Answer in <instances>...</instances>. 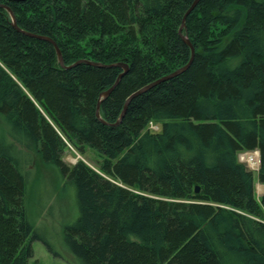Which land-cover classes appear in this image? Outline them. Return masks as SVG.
Masks as SVG:
<instances>
[{
	"label": "trees",
	"instance_id": "16d2710c",
	"mask_svg": "<svg viewBox=\"0 0 264 264\" xmlns=\"http://www.w3.org/2000/svg\"><path fill=\"white\" fill-rule=\"evenodd\" d=\"M193 2L0 0L19 29L0 7V264L33 257L34 154L74 190L64 240L77 264H264V194L237 160L257 150L264 186V0H199L182 30L187 69L118 121L132 93L188 64L178 29ZM24 32L54 41L65 67L103 66L62 67ZM68 144L100 156L104 175L67 165Z\"/></svg>",
	"mask_w": 264,
	"mask_h": 264
},
{
	"label": "rangeland",
	"instance_id": "374dc122",
	"mask_svg": "<svg viewBox=\"0 0 264 264\" xmlns=\"http://www.w3.org/2000/svg\"><path fill=\"white\" fill-rule=\"evenodd\" d=\"M2 127L0 118V128ZM150 129L157 131L159 125L151 123ZM62 160L67 165H73L81 160L97 173L104 175L99 169L102 158L89 148L81 154L68 144ZM237 160L253 171L255 197L259 201L264 194V186L256 178L258 167L250 168L246 162L240 161L238 156ZM28 169L31 183L26 205L33 233L38 237L31 242L33 257L29 264H77V258L64 240L65 228L71 225L78 215L74 190L64 187L58 170L54 166L43 164L36 154L33 155ZM114 182L119 184L117 181ZM262 220L264 222V219Z\"/></svg>",
	"mask_w": 264,
	"mask_h": 264
},
{
	"label": "water",
	"instance_id": "95a60500",
	"mask_svg": "<svg viewBox=\"0 0 264 264\" xmlns=\"http://www.w3.org/2000/svg\"><path fill=\"white\" fill-rule=\"evenodd\" d=\"M8 1H9V0H8ZM10 1H23V0H10ZM198 1H199V0H194V2L192 3V5L190 6V8L186 11V13L184 14V16H183V18H182L181 25H180V27H179V29H178V33H179L181 39L184 41V43H185L186 45H188V46L190 47V50H191V57H190V60H189L188 64L185 65V66H183V67H181V68H179V69H176L175 71L171 72L170 74H168V75H166V76H163V77H161L160 79H158V80H156V81H154V82H152V83H150V84H148V85L143 86V87L140 88L139 90H137V91H135L134 93H132V94L126 99V101H125V103H124V106H123V110H122V112H121V114H120V117H119L118 121L121 119L122 115L124 114V111H125V109H126L127 104L129 103V101H130L133 97H135V96H137V95H139V94L145 92L146 90H148V89L151 88L152 86H154V85H156V84H158V83H160V82H162V81H166V80H168V79H171V78H173V77H175V76L181 74V73L184 72V71L187 69V67L189 66V64H190L191 61H192L193 55H194V48H193V46L190 44V42L188 41V39L186 38V36H184V35L182 34V30L185 28V20H186L187 15H188V14L190 13V11L194 8V6L197 4ZM0 7L4 8V9L8 12V14H9V16H10V18H11V23H12L13 27H14L16 30L19 31V29H18L17 26H16L15 18H14V15H13V12L11 11V9H10L8 6L4 5V4H0ZM24 33H25V32H24ZM25 34H26V35H29V36H31V37L37 38V39H42V40L48 41L49 43H51V44L53 45L54 49H55V52H56V55H57L58 63L60 64V66L65 67L64 64H63V60H62V56H61V52H60L59 48L57 47V45H56V43H55L54 41H52L51 39H49V38H47V37H44V36L34 35V34H30V33H25ZM82 63H84V64H89V65H94V66H103V65L98 64V63L90 62V61H88V60H78V61H76L75 63H73V64H71V65H69V66H66L65 68H71V67L77 66V65L82 64ZM116 65L119 66V67H121V68H123V72L118 76V78L116 79L115 83H114V84H113V85H112L107 91H105V92H103V93L101 94V98H105V97H106V96L112 91V89L115 87V85L117 84V82L119 81V79H120V78L123 76V74L127 71V65H126V64H124V63H119V64H116ZM109 66H114V65H109ZM96 115H97V117H99L98 106H97V108H96ZM195 192H198V186L195 187Z\"/></svg>",
	"mask_w": 264,
	"mask_h": 264
},
{
	"label": "bare ground",
	"instance_id": "6f19581e",
	"mask_svg": "<svg viewBox=\"0 0 264 264\" xmlns=\"http://www.w3.org/2000/svg\"><path fill=\"white\" fill-rule=\"evenodd\" d=\"M243 162H246L250 167H255V164L258 162V158L256 154H251V153H240V157H239ZM256 168V167H255ZM260 190V189H259Z\"/></svg>",
	"mask_w": 264,
	"mask_h": 264
},
{
	"label": "built area",
	"instance_id": "2783aa9c",
	"mask_svg": "<svg viewBox=\"0 0 264 264\" xmlns=\"http://www.w3.org/2000/svg\"><path fill=\"white\" fill-rule=\"evenodd\" d=\"M257 153V158H258V152L257 151H253V152H250V153ZM240 157V154L238 155V158ZM240 159V158H239ZM259 159V158H258ZM258 164H259V160H258V162H257V166H256V168L258 167ZM250 168H252L253 169V167H250Z\"/></svg>",
	"mask_w": 264,
	"mask_h": 264
},
{
	"label": "crops",
	"instance_id": "0c3cea01",
	"mask_svg": "<svg viewBox=\"0 0 264 264\" xmlns=\"http://www.w3.org/2000/svg\"><path fill=\"white\" fill-rule=\"evenodd\" d=\"M248 153H250V152H248ZM251 154H256V155H257V153H256V152H255V153H251ZM256 166H257V163L255 164V167H256ZM255 167H254V168H255Z\"/></svg>",
	"mask_w": 264,
	"mask_h": 264
}]
</instances>
